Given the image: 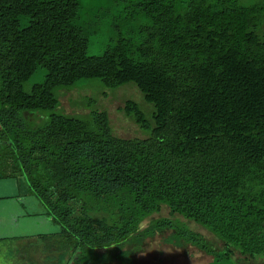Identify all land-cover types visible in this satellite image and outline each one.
I'll use <instances>...</instances> for the list:
<instances>
[{"label": "trees", "instance_id": "trees-1", "mask_svg": "<svg viewBox=\"0 0 264 264\" xmlns=\"http://www.w3.org/2000/svg\"><path fill=\"white\" fill-rule=\"evenodd\" d=\"M90 81L135 86L151 115L121 111L146 137L59 110ZM1 172L60 227L48 245L68 264H134L166 231L212 264L264 261V0H0Z\"/></svg>", "mask_w": 264, "mask_h": 264}, {"label": "rangeland", "instance_id": "rangeland-1", "mask_svg": "<svg viewBox=\"0 0 264 264\" xmlns=\"http://www.w3.org/2000/svg\"><path fill=\"white\" fill-rule=\"evenodd\" d=\"M91 53L100 55L103 50L96 46L92 48ZM42 80V75H37L31 83H40ZM87 85L83 88L61 92L59 110L63 114L86 116L92 109L106 111L116 136L126 139L146 137L139 126L121 111L128 100H133L140 103L143 110L149 116L151 115L153 107L145 103L142 94L135 86L130 84L117 90H109L104 88L99 81H90L87 82ZM30 87L31 85H28V88ZM6 174L2 173L0 177ZM0 180H4L7 185H10L5 191L7 197H2L0 204H8L11 208L10 212L15 213L12 214L11 221L14 222L16 219L19 222L18 226L11 224L9 226L5 223H8L10 218H3L5 222L3 221L4 228L0 229V237L5 239L0 241V264H68L71 257L70 252L58 251L52 246L49 249V242L53 244L52 235L60 231V227L46 215L45 208L35 196L25 194L28 190L25 180L22 177L18 180ZM18 182L21 185L20 190L11 187L12 184ZM19 195L20 199H17ZM18 200H21L22 205L13 202ZM1 210L6 212L7 208L2 206ZM169 215L170 210L164 207L161 214L155 217H169ZM177 218L201 233L216 249H223L224 245L214 235L193 222L186 221L181 217ZM147 224L148 222L145 223V225ZM43 234L47 239L43 240L38 237ZM170 234L171 232L166 231L147 240L143 249L134 255V264H212L213 258L195 247L179 248L167 243L166 239ZM237 259L242 260L241 256H237ZM258 264H264V261H258Z\"/></svg>", "mask_w": 264, "mask_h": 264}, {"label": "crops", "instance_id": "crops-1", "mask_svg": "<svg viewBox=\"0 0 264 264\" xmlns=\"http://www.w3.org/2000/svg\"><path fill=\"white\" fill-rule=\"evenodd\" d=\"M8 186H10V185H7V182L6 181H4V180H0V199L2 198V197H4V198H6L7 196H6V193H5V191H6V189H7V187ZM11 187H14V189H17L18 188V190H20L21 189V185L19 184V182L17 183V184H12L11 185ZM25 194H27V195H29L30 196V194H29V192H28V190L26 191V193ZM18 198L17 199H20V195L19 196H17ZM13 202H15L16 204H20V205H22V202H21V200H18V201H13ZM3 204H5V203H3ZM1 205V204H0ZM2 206H4L5 208H7V210H6V212L5 211H2L1 210V207ZM10 206L7 204V205H1L0 206V229H3L4 228V226H3V221H4V217H6V218H10L9 219V221H7L8 223H5L6 225H9V226H11V225H13V226H18V224H19V222L15 219V221L14 222H12L11 221V218H12V214H15V213H12V212H10ZM24 217V216H23ZM5 222V221H4ZM11 224V225H10ZM3 227V228H2ZM5 238H1L0 237V241H2V240H4Z\"/></svg>", "mask_w": 264, "mask_h": 264}, {"label": "flooded vegetation", "instance_id": "flooded-vegetation-1", "mask_svg": "<svg viewBox=\"0 0 264 264\" xmlns=\"http://www.w3.org/2000/svg\"><path fill=\"white\" fill-rule=\"evenodd\" d=\"M213 260V259H212ZM249 263V262H248ZM245 264V263H244Z\"/></svg>", "mask_w": 264, "mask_h": 264}]
</instances>
